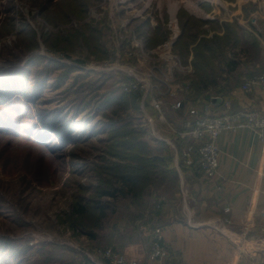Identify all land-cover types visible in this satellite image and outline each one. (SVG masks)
Wrapping results in <instances>:
<instances>
[{
    "label": "rangeland",
    "instance_id": "374dc122",
    "mask_svg": "<svg viewBox=\"0 0 264 264\" xmlns=\"http://www.w3.org/2000/svg\"><path fill=\"white\" fill-rule=\"evenodd\" d=\"M63 1L66 0H0V76L12 70L18 75L23 73L28 91L33 92L34 88L39 90V99L31 111L33 119L23 122L22 130L25 131L22 136L4 133L7 122L4 121V112L0 113V264H85L84 258L87 259L89 252L95 248H112L121 253V241L136 240L140 225L145 227L150 224L152 227L159 222L160 212H155V206L158 201L164 202V194H170L177 186L175 168L169 174L163 169L160 170L153 186L145 194L144 207L138 212L136 220L128 214L125 200H121L117 209L107 210L106 217L102 220V228L95 232L94 238L78 234L62 221L63 215L70 210L72 194L75 193L77 184L91 189L86 196L96 186L94 164L101 162V150L107 138L106 124L114 119L112 115L121 113L124 118L137 114L133 108L126 112L120 106H102L108 94L115 92L114 96H118L121 93L120 84L124 81L121 75L87 69L89 63H100L110 55L107 11L102 15L100 23L81 24L79 28L63 33L41 32L38 36L37 31L44 28L43 24L55 26L71 20L81 21L87 16L89 8L103 0H76V3H80L79 7L83 5L86 8L83 17L77 18L68 12L66 20L49 22L48 9H54ZM167 4L170 8L173 5L181 8L176 16L180 32V20L187 17L195 22L216 21L220 27L224 22H237L260 48V60L249 63L247 56L241 55L237 57V68L232 71H226L223 62L217 59V86L205 88L203 91L191 86L180 97H186L188 101H202L205 96H219L229 89L241 86L242 79L248 73H264V44L256 38L248 23L250 18L255 17L257 10L262 9L257 5L264 7L262 0H152L151 17L157 24L154 30L148 29L149 17V20H130L131 26H138L139 34L142 28V31L146 30L150 34L146 36L150 37V48L162 44L170 34ZM43 6L47 8L44 15L41 13ZM142 6L143 2L126 10L123 17L130 19L136 14L131 10ZM238 8L242 12L237 14ZM258 13H264V10ZM259 24L264 26V21L260 19ZM199 26L201 30L198 40L202 37L211 38L216 33L207 24ZM85 27L102 30L98 44L105 53L103 59L98 60L89 55L82 42L72 51L52 49L43 42L44 37H53L52 40L65 38L77 34ZM217 34H223V29L218 30ZM180 37L181 33L177 42ZM32 41L38 46L30 50ZM56 52L63 53L66 59L76 64L72 66L75 67L72 72L67 69L70 67L68 64L47 57ZM226 55H230L229 51ZM184 59L192 64L191 49ZM193 78L192 75L191 79ZM179 115L181 113H171L169 117L178 119L181 117ZM135 120L138 121V118ZM52 121L59 122L60 128L67 126L75 134L76 143L61 147L54 134L56 141L53 145L54 153H51L40 147L41 143L30 139L32 135L27 136L31 124L42 126ZM91 133H94L92 137ZM145 134L150 145L162 157L170 158L174 163L173 152ZM163 135L169 136L165 132ZM248 252L251 253L250 250Z\"/></svg>",
    "mask_w": 264,
    "mask_h": 264
},
{
    "label": "built area",
    "instance_id": "2783aa9c",
    "mask_svg": "<svg viewBox=\"0 0 264 264\" xmlns=\"http://www.w3.org/2000/svg\"><path fill=\"white\" fill-rule=\"evenodd\" d=\"M107 2V3H106ZM143 2V6L135 11L130 19L123 17V12L133 9ZM264 2V0H262ZM152 0H103L100 4L87 10V16L81 20H71L66 24L49 26L37 31L51 34L63 33L77 29L81 24L102 22V15L107 11V29L109 32V57L100 63H89L88 70L109 72L123 77V91L137 92L138 114L142 127L147 135L155 142L165 144L174 157L175 169L180 166L189 170H198L205 181H211L217 174L219 150L217 140L222 132H235L248 128L264 140V114L255 110L240 109L229 111L228 102L221 96L211 97L208 101H188L180 94L191 88L193 67L190 61H184L175 51V45L180 35L176 16L181 9L177 6L172 10L167 4L166 13L169 15L170 34L168 38L156 48L146 46L145 37L150 35L138 26H131L130 20L150 18L148 29L154 30L156 23L151 17ZM257 10L255 17L248 20L253 34L264 44V26H260L261 14ZM161 9V8H160ZM36 15L38 12L35 11ZM127 13V12H126ZM131 13V12H128ZM146 17V18H144ZM149 17V18H148ZM38 18V17H37ZM40 20V18H38ZM147 20V21H148ZM242 23V19H240ZM148 32V30H147ZM144 34V35H142ZM39 45L42 46L39 41ZM50 60L76 66L65 58L61 52L47 55ZM241 90L251 92L255 88H264V73L251 72L241 82ZM225 105L227 111L214 113L212 108ZM181 113L178 119H171L169 114ZM169 136L163 135V133ZM164 202L158 201L155 212H160ZM225 215L230 213V207L223 210ZM232 220L228 217L209 223V227L227 238L234 236L242 253L264 255V229L259 236L248 239L245 234L232 235L229 228ZM150 244V260L156 264H170L167 262L169 251L162 238L160 227L153 229ZM248 250L251 251L248 252ZM92 264H142L127 258L124 254L112 248H95L87 256Z\"/></svg>",
    "mask_w": 264,
    "mask_h": 264
},
{
    "label": "trees",
    "instance_id": "16d2710c",
    "mask_svg": "<svg viewBox=\"0 0 264 264\" xmlns=\"http://www.w3.org/2000/svg\"><path fill=\"white\" fill-rule=\"evenodd\" d=\"M79 4L76 3V0L63 1L54 9H48V19L44 17L51 23L66 20L68 12L76 15L77 18H81L84 16L86 8L83 5L79 7ZM46 9L43 6L42 15ZM200 24L211 26L216 33L211 38L202 37L198 40L201 30ZM180 25L181 37L175 45V51L185 60L184 58H187L191 49L194 77L191 86L196 90L203 91L205 88L217 86L219 72L215 64L217 59L223 62L226 71L237 68L239 63L237 57L241 55L243 57L246 55L247 59H245L249 63L260 60L258 52L260 48L257 42L237 22H224L220 27L216 21L195 22V20L187 17L185 20H180ZM221 28L223 34L219 35L217 32ZM101 31V29L85 27L77 34L68 35L65 38L52 40L53 37H44L43 42L49 48L65 51H72L82 42L89 55L101 60L105 57L104 51L98 44ZM34 38L33 34L32 39ZM145 39L146 46L150 48V37H145ZM160 39L156 40L160 41ZM34 41L31 43L30 50L36 49L38 46ZM227 51L230 54L228 57ZM74 68L70 66L67 69L72 72ZM120 90L121 93L118 96H114L115 92L108 94L102 106L114 105L116 108L120 106L126 112L129 108H133L137 114L124 118L121 113L112 115L114 119L106 124L107 138L101 150V162L94 164L96 186L89 196H86V193L88 194L91 189L89 190L85 185L78 183L75 193L72 194L70 210L63 215L64 218L62 219L73 231L91 238L96 237L95 232L102 228V220L106 217L107 210L109 208L117 209L121 200H125L128 205V214L134 216L136 220L138 212L144 207L145 194L153 186V181L158 172L163 169L169 174V171L174 168L173 160L162 157L146 139V132L138 114L140 95L137 92L123 91V83L120 84ZM37 91H39L37 88H34L33 92L28 91L23 80V73L18 75L12 70V72L1 74L0 113L4 112V121L7 122L4 133L23 135L25 131L22 130L23 122L33 119L31 111L39 99V92L37 93ZM222 95L219 96L223 97ZM209 99L205 96V100L202 101ZM135 117L138 118V121L135 120ZM58 123L52 121L42 126L31 124L27 136L32 135L30 139L41 143L39 146L51 153H54L55 135L58 137L61 147L76 143L75 134L73 135L67 126L60 128ZM59 129L61 130L59 131ZM93 135L94 133H91L90 137ZM163 145L161 146L166 148V145ZM84 259L85 264H92L86 258Z\"/></svg>",
    "mask_w": 264,
    "mask_h": 264
},
{
    "label": "crops",
    "instance_id": "0c3cea01",
    "mask_svg": "<svg viewBox=\"0 0 264 264\" xmlns=\"http://www.w3.org/2000/svg\"><path fill=\"white\" fill-rule=\"evenodd\" d=\"M236 12H242L241 8ZM222 96L229 111L245 108L264 114V88L244 92L239 86ZM212 111L227 109L221 105ZM217 147L216 176L207 182L198 170L176 169L177 186L164 194L159 222L152 227L140 225L136 240L121 241V253L142 264H156L149 253L153 229L160 227L170 264H264V255L242 253L234 243L237 238H227L209 227V223L228 217L232 235L245 234L252 239L264 229V140L243 128L222 132ZM225 207H230L228 215L223 213Z\"/></svg>",
    "mask_w": 264,
    "mask_h": 264
},
{
    "label": "bare ground",
    "instance_id": "6f19581e",
    "mask_svg": "<svg viewBox=\"0 0 264 264\" xmlns=\"http://www.w3.org/2000/svg\"><path fill=\"white\" fill-rule=\"evenodd\" d=\"M176 8H177L176 5L171 6L172 10H175Z\"/></svg>",
    "mask_w": 264,
    "mask_h": 264
}]
</instances>
